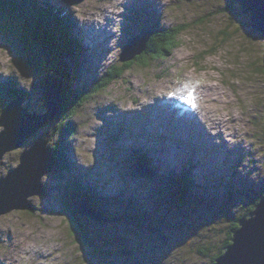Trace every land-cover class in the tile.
Wrapping results in <instances>:
<instances>
[{"label":"rangeland","instance_id":"obj_1","mask_svg":"<svg viewBox=\"0 0 264 264\" xmlns=\"http://www.w3.org/2000/svg\"><path fill=\"white\" fill-rule=\"evenodd\" d=\"M31 1L32 7L21 1L24 8L15 2L0 8V112L20 96L25 110L44 113L48 73L61 76L63 91L86 90L107 70L123 66L121 53L143 30L189 29L162 59L146 66L135 60L84 98L73 116L60 110L21 147L4 153L0 177L42 137L50 149L61 146L62 165L54 159L53 170L40 177L43 193L27 198L33 209L0 214V258L5 264H209L228 224L233 227L264 190V76L253 65L264 62V38L251 28L249 13L234 0H158L161 17L147 21L148 0L123 7L112 0ZM227 3L231 9L221 12ZM107 10L114 26L99 41L88 22L92 14L103 21ZM56 16L67 21L59 28H70L75 51L63 58L52 53L49 61L38 43ZM223 29L237 32L220 42ZM208 50L214 52L204 57ZM182 90L185 98L174 99ZM65 99L64 92L61 103ZM217 120L225 124L223 134L216 133ZM198 133L211 144L198 143ZM140 153L147 154L152 177L136 171ZM161 156L169 162L160 164ZM76 184L90 201L72 190ZM76 201L96 215H78L83 244L68 235L62 213ZM27 244L32 248L24 249ZM205 244L208 255L201 252Z\"/></svg>","mask_w":264,"mask_h":264},{"label":"water","instance_id":"obj_2","mask_svg":"<svg viewBox=\"0 0 264 264\" xmlns=\"http://www.w3.org/2000/svg\"><path fill=\"white\" fill-rule=\"evenodd\" d=\"M62 1L74 4L81 0ZM234 2L241 6L243 13H249L251 28L264 38V0H234ZM150 34L151 30H143L139 36L130 39L119 57L120 61H129L140 55L146 49ZM60 79L59 74L48 73L42 80V98L46 112L37 114L25 110L20 96L2 108L0 162L5 152L21 147L37 129L59 114L62 106ZM18 159L17 167L4 177H0V214L12 209H33L27 198L43 193L42 185L40 186L39 183L40 177L51 172L55 165L54 154L45 137L21 151ZM145 164V162L137 164L136 171L152 177L154 172L152 175L148 174L146 171L149 169ZM82 200L85 201L83 198ZM73 206L70 209L77 216L87 215L96 218L84 203L76 201ZM237 224L238 227L232 231L229 239L230 243L223 248V253L212 264H264V195L248 214L237 220Z\"/></svg>","mask_w":264,"mask_h":264},{"label":"trees","instance_id":"obj_3","mask_svg":"<svg viewBox=\"0 0 264 264\" xmlns=\"http://www.w3.org/2000/svg\"><path fill=\"white\" fill-rule=\"evenodd\" d=\"M21 1H25V2L27 1L28 2L27 4H29L30 7L34 6V2L31 0H0V8H3V10H5L9 8L7 6H12V7L16 6L15 3H20V5H22L24 8V4H23L24 2L22 3ZM230 9H231V4L227 3L221 12H225ZM42 12H43V15L47 13L46 9L42 10ZM62 21L65 22L66 20H64L62 16L60 17L56 16L53 22L49 25L50 28L48 26H45L46 30H44L45 31L44 35L42 37H39L38 44L41 46L43 50V58L48 59L49 61L51 60L52 53H55L56 55H58V57L63 58L65 55H68L69 53L71 54L73 51H75L74 46H72L71 42L67 38L70 28L69 27L67 29L61 28V30L59 28L61 26L60 23H62ZM65 23H67V21ZM188 29H189L188 24H181V25L175 26L174 28H169V29H164V30H160V28H155L154 31H151V34L148 37V40L146 43V49L140 55L136 56L132 60L124 61V64L122 67L111 68L107 70L105 74H103L104 76L101 81H97L96 83H94L91 87L87 88L86 90H80L75 93L73 91H70L69 87H66V90L64 91L61 87V97L64 92L66 94V99L65 101L62 102L61 114L64 112L63 115L73 116L78 110L80 102L84 98L89 97L92 92H97L99 90L106 88L108 84H110L112 81L119 78L124 73V71L128 69V67L132 66L135 60L140 59L139 63L142 66H146L150 62L151 59H156L155 57H157L158 59H162L170 51H172L174 48L180 45L178 41L179 37ZM236 32H237V29L236 31L235 30H233L232 32L229 31V33L226 31V29L225 30L223 29L220 33V36L218 35L220 42L225 41L229 37L230 34H236ZM213 52H214L213 50L205 51L203 56L205 57L206 55L212 54ZM149 54H152L151 58ZM253 65L257 73H259L260 75L262 74V76H264V62L261 61V63L258 66H256V63H253ZM9 90L11 89L5 88V92L7 94L9 93ZM73 94H75V96ZM61 149H62L61 146L56 147V150H55V146L53 149L51 148L52 153L54 154V159L56 160L57 163H59L60 166L62 165V163H60L62 162L61 161L62 159ZM140 160L142 162H145V161L149 162V159L146 153L144 154L142 153L140 155ZM148 162H145V163L148 164ZM182 168L183 170H185L184 167ZM189 178L191 177L190 176L188 177L189 183L187 184H188V187H191V181ZM182 180L183 179H181V184H183ZM72 190L80 194L87 201H90L92 199V196L85 190V188L78 184H76ZM263 195H264V190H262L252 200L251 204L247 206L245 211H242V213L239 214L238 219L241 218L243 215H245L247 212H249L254 207V205L261 199V197H263ZM75 199L76 198H74V201ZM62 213L66 214L65 223H67V228L69 230L68 235L69 236L74 235L77 241L82 242V244L85 243L86 232L84 228L82 227V223L79 220V217L75 214V212L72 209H70L69 206L65 208ZM228 225H229L228 234L223 240V243L221 242L222 246L218 249V251L216 250L210 254L211 247H209L208 244H205V246L202 247L201 249V252L204 255L210 254L209 264H212L214 260L220 254L223 253V248L230 243L229 239L232 235V231L238 227L237 222L232 224L234 225L233 227L230 226L231 223H229Z\"/></svg>","mask_w":264,"mask_h":264},{"label":"bare ground","instance_id":"obj_4","mask_svg":"<svg viewBox=\"0 0 264 264\" xmlns=\"http://www.w3.org/2000/svg\"><path fill=\"white\" fill-rule=\"evenodd\" d=\"M110 1V0H109ZM113 2L114 1H116V2H114L115 3V5H117V6H121V7H123V6H128V5H132V0H112ZM112 3V2H111ZM128 3V4H127ZM157 4H158V6L161 4L160 2H158V0H148V6H146V14H147V18H149V19H147V21L148 20H151L153 17H156L157 19H156V21H158V17L160 16L161 17V15L157 12ZM167 7V6H166ZM76 10L75 11H77L78 12V9L77 8H75ZM105 10V9H104ZM76 12V13H77ZM112 12H110V14H111ZM109 14V11L107 10V12H105V13H103V14H101L102 16H103V21L102 20H99V19H93V14H92V19L90 20V22H88L89 23V25L92 27V29H94V32H95V34H93V36L94 35H96V36H99L100 37V40L99 41H102V39H101V37H104L105 35H107V34H109V33H111L112 32V26H114L113 24H112V22L111 21H115L114 20V17H112L111 15ZM87 21V20H86ZM154 22L153 23V25H157L158 23L157 22ZM152 24V23H151ZM156 28H158V27H156ZM72 29V28H71ZM126 29V28H125ZM72 31V30H71ZM128 33V32H127ZM92 34V33H91ZM121 34V33H120ZM106 47H108L109 49H112L109 45H105ZM85 49H87V52L86 53H88L89 52V54H92V52H93V48L91 47V46H88L87 47V45H86V47H85ZM84 53V52H83ZM140 57V56H139ZM205 85V84H204ZM212 86V85H211ZM132 87H133V84H132ZM167 89V88H166ZM154 90V89H153ZM159 91V90H158ZM161 91V90H160ZM163 91V90H162ZM184 91H186V89L184 88ZM156 92V91H155ZM202 92V91H201ZM207 92H208V90H207ZM164 93V92H163ZM162 93V94H163ZM204 93V92H203ZM154 94H156V93H154ZM161 94V95H162ZM199 94V93H198ZM211 94V93H210ZM160 94H156V97H158ZM164 95V94H163ZM170 95V94H169ZM202 95H204V94H202ZM206 95V94H205ZM151 96V95H150ZM204 97V96H203ZM162 98V97H161ZM167 98V97H166ZM171 98V97H170ZM183 98H185V93L183 92V90H182V93H179V95H178V97L177 98H174V99H177V100H181V99H183ZM199 98H200V96H199ZM208 98V97H207ZM140 99V98H139ZM217 101V100H216ZM208 102V101H207ZM218 102V101H217ZM144 103V102H143ZM195 104V103H194ZM150 106H152L151 104H148V107H150ZM167 106V105H166ZM196 109V108H195ZM118 110H120V107H118ZM134 110V109H133ZM194 110V109H193ZM173 113H171L170 114V116L172 115ZM233 119H236V117L234 116V118ZM220 122V123H219ZM216 124L218 125L217 126V128H216V133H221V134H223V132L224 131H221V125L224 127L225 126V124H223V120H217L216 121ZM221 124V125H220ZM190 135H188V137H189ZM198 136L200 137V140H198L197 139V142L198 143H202V142H207L208 144H211V142L208 140L207 141V139H205V138H203V136H202V134L200 133H198ZM88 141V140H87ZM158 160H159V163L160 164H165V162H169V158H168V156H161V157H158ZM184 164V163H183ZM188 174H191V168L189 169V172H188ZM23 248L24 249H31L32 248V246L31 245H29V244H27V245H25V246H23ZM0 264H5V261H4V258H0ZM11 264V263H10Z\"/></svg>","mask_w":264,"mask_h":264}]
</instances>
